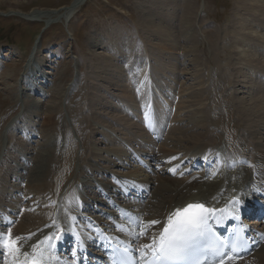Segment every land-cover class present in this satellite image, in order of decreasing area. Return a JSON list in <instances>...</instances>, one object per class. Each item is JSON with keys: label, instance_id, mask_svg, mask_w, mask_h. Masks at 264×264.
<instances>
[{"label": "rangeland", "instance_id": "rangeland-1", "mask_svg": "<svg viewBox=\"0 0 264 264\" xmlns=\"http://www.w3.org/2000/svg\"><path fill=\"white\" fill-rule=\"evenodd\" d=\"M74 1L0 0V193L5 183L8 184L5 187H11L12 191L8 193L9 187H6L7 195L0 200V207L4 211L13 202H18L21 207L17 213L21 212L23 206L33 200L27 203L29 191L41 182L34 180L29 170L36 165L39 158L37 152L46 142L51 143V152L46 156L43 180L50 184L59 175V178L64 179L68 173L64 162L66 155L71 154L74 156L71 167L75 169L69 178L72 192L76 190L80 197L86 199H103L99 197V190L93 188L104 179L114 184V176H109L105 169L123 174L143 171L136 167L137 163L132 160L136 156L125 148L127 144L138 152H148L153 146L158 152L162 145L173 149L171 133L182 120L206 118V124L216 131L218 128L215 123L227 118L223 109L225 106H230L227 111L235 113L234 118H244L243 111L249 108L253 111L251 101L264 93V38L260 40L257 36H251L254 30L264 35V10L260 7L264 0H254V5L248 0H86L70 15L72 19L68 23L65 12ZM187 4L192 5L190 11L193 14L185 21ZM161 10H165L164 14L160 13ZM154 15L162 18V27H166L168 33L162 34V27L157 30L148 24L149 19L157 20ZM153 29L155 32H152ZM243 29H247V33ZM159 35L160 38H157ZM247 37L256 39L251 43L252 40ZM165 43H174L176 49ZM36 48L38 52L34 56ZM190 49L195 52L196 61L188 55L190 53H186ZM247 54H250L249 57H246ZM39 58L44 62L41 68L47 74L42 91L23 90L26 87L24 78L31 69L40 65ZM136 67L139 70L147 67L148 72L141 73ZM143 76H146L143 80L148 84L141 95L136 88L142 85ZM125 86L127 89L129 87L128 92L124 91L127 90ZM32 104H37L34 111L37 109L38 114L28 118ZM146 105L153 109L154 134L148 132L141 118H138L142 114L139 111ZM161 107L165 112L163 121L157 112ZM254 118L253 130L259 133L247 140L252 144L249 148V164L255 162L251 153L255 154L260 147L264 151V120ZM26 121L30 126H27L29 129L25 127L23 133L17 127L24 126ZM234 123L238 134L237 144L239 137L244 140V136L249 133L245 127L238 126L237 121ZM174 133L175 136L179 135L175 130ZM110 135L120 139L121 145L112 143L114 140ZM216 135L218 137L212 135L205 142L215 143L214 150H222L225 155L228 150L232 153L231 148L227 150L228 134L222 131ZM135 140L139 143L142 140L146 143L152 141L153 145L144 146L145 143L142 147ZM18 142L20 147L26 146L24 156L14 155L16 150L13 153L10 150L18 146ZM95 146L103 150L112 149L113 153L117 151L119 155L123 146L125 152L122 153L129 152V155L124 154L122 161L129 162V167L123 169L120 161L109 154L104 155V159L99 158L94 153ZM198 150H193V153ZM9 152L14 158L10 160L8 171L2 165V160L10 157ZM23 166H27L25 170L21 169ZM86 167H91V170L85 171ZM152 168L157 172L154 164ZM89 176L91 179L96 178L98 183L88 179ZM258 179L264 182L263 177ZM88 184L92 186L88 188ZM70 185L60 193L63 200L64 191ZM17 189L24 191L16 192ZM90 190L92 192L89 193ZM150 190L149 187L144 196L149 200L145 202V207L151 203L153 208L154 204L164 207L167 202L159 201L156 194H150ZM21 192L25 193L28 200L24 197L21 199ZM86 212L90 215L91 208L85 211L80 209L78 215L85 216ZM7 216L13 217L11 219L16 217L13 213ZM95 217L101 218L100 215ZM55 219L60 220L59 217ZM65 222L67 226H73L67 217Z\"/></svg>", "mask_w": 264, "mask_h": 264}, {"label": "bare ground", "instance_id": "bare-ground-1", "mask_svg": "<svg viewBox=\"0 0 264 264\" xmlns=\"http://www.w3.org/2000/svg\"><path fill=\"white\" fill-rule=\"evenodd\" d=\"M83 1H86V0H75L71 4V6L68 7V9H66L65 18L67 19L68 23L71 22V19H72V18H70V15L73 14V12L76 10V8ZM244 1H246V0H244ZM248 1L251 2V5H254V2H253L254 0H248ZM260 2H261V0H260ZM191 7H192L191 4H189V5L187 4V6H186V11H187L186 14L187 15L184 16L185 17V21H188V18L190 16V14H193V13H191L192 11H190V10L193 9V7L192 8ZM260 7H261L262 10H264V4L262 6H260ZM244 8L248 9L247 6H245ZM255 9H258V8H255ZM165 10H164V12H165ZM242 10H243V8H242ZM164 12L162 10L160 11V13H163V14H164ZM188 12H190V13H188ZM262 14H264V11H262ZM154 17L157 20L149 19L148 24L152 28L154 27V28H157V30H158V29H160L162 27V23H161V21H162L161 19L162 18L159 17L158 15H154ZM26 18L31 19L29 17H26ZM253 18H255V17H253ZM240 26L238 28H241ZM165 28H164V26L162 27V31H161L162 34L167 32ZM246 30L243 29V31H245V32H246ZM152 32H155V30L153 29ZM258 33H257V31L254 30V31L251 32V36H253V37L257 36L260 40H261V38L263 39L264 35L261 36ZM237 34H238V32H237ZM160 35L157 38H160ZM247 39L252 40L251 43H253V40H255L256 38L254 39V38H248L247 37ZM241 42L244 43V41H242V40H241ZM261 42H263V41H261ZM167 43H165V44H167ZM231 44H232V42H231ZM263 44H264V42H263ZM247 45L248 44H246V46ZM168 46H171V48L176 49V45H174V43H169ZM247 50H245V51H247ZM260 50H263V49H260ZM242 51H244V50H242ZM37 52H38V49L36 48L35 51H33V55L34 56L37 55ZM186 53L187 54L190 53L188 55L189 56L191 55L192 57H194L193 61H196L197 57L195 55H193V53H195L193 51V49H190ZM249 55L250 54H247L246 57H249ZM241 56L243 57L244 55L241 54ZM248 61H249V59H248ZM248 61H246V62H248ZM40 62H41L40 65H36L33 68V70L31 69V71L28 72L29 74L27 73L28 75L26 74V76L24 78V82L26 83V87H23V90L32 91V92H36V93L37 92L41 93L42 84H44V81L47 79V76H46L47 74L41 68L43 66L44 62L42 60ZM251 66H252V64H251ZM31 67H32V64L30 63V67L29 68H31ZM138 67H140V66H138ZM138 67H136V68L141 73L142 72H144V73L148 72L147 71L148 70L147 67H146L147 70L145 68L144 69L142 68L141 70H139ZM159 69H160V67H159ZM164 72H166V70H164ZM117 76H121V75L117 74ZM12 77H13V75H12ZM122 77L123 76H121V78ZM133 78H135V77H133ZM118 82H120V81H118ZM135 82H136V80H135ZM141 82H142V85L140 87H138L139 90H137V91L139 92V94L143 95V89L146 87V85L148 83L145 80H143ZM227 82H230V81H227ZM115 85H116V83H115ZM125 87L127 89V86H125ZM128 89H129V87H128ZM128 89L124 90V91L128 92ZM134 94L136 95L135 91H134ZM137 95H138V93H137ZM22 96H23V94H22ZM28 98H30V97H28ZM193 98L197 99V98L194 97V95H193ZM198 98H199V96H198ZM36 100L41 102L38 99H36ZM36 100H34V101H36ZM197 101H199V100H197ZM220 101H221V99H220ZM39 102H37V103H39ZM251 102H252L251 105H254L253 106L254 110L250 111L249 110L250 108L248 109L246 107L248 110L247 111L246 110L243 111L244 112L243 113L244 114L243 115L244 118H234L235 113H230V112L227 111V107H230V106H225L224 105L225 108H223V109H224L225 114L227 115V118L226 117L221 118L220 120H218L215 123L217 128L220 129L221 131H219L218 129L216 131L215 130L212 131L210 129V127L206 124V118H191V119H194V120H190L189 119L187 121L182 120L181 121L182 123L180 122L179 126H176V127L173 128L175 130V132H178L179 135L175 136L176 133H174V130H172V133H171V135H172L171 142H172V144L174 142V145H173L174 148L173 149H171L169 147H166L167 145H162L159 148L158 152H156V149H155L154 146H153L154 148L153 147L149 148L148 152H146V151L140 152L142 154L141 156L145 157V160L142 159L143 163L139 162V161H138L139 162L138 163L135 157L132 160H135V162L137 163L136 167L138 169H142L143 170L142 172H137V173L130 172L129 174H123V173H119L117 171L109 172V170L107 171L108 168L105 169L106 172H108L109 176H114V184L110 183L107 179H104V180H102L103 182H101V181H98L96 178L91 179L90 176H89L88 179L92 180V182H96V183L99 182L98 183L99 185L95 184V187L93 186L94 187L93 189L99 190V186H105L106 189L116 190L117 189L116 184L119 183V184H122L123 186H125L127 188H133L135 186L136 188H138L140 190H142L141 189V186H142L144 188V190L146 191V193H147L148 192V188L150 187L151 188L150 194H152V193L156 194L159 201H162V202L166 201L167 202L164 207H162L160 204H158V205L154 204V208H153L152 203L151 204L149 203L150 205L148 207L147 206L145 207V203H144V205L139 208L138 211L141 214L140 219H146V224H147L148 227H150L152 229V232L157 231L159 228H161L163 226V224L166 221V219L173 213V212H170V211H172L176 207L184 206V205H186L187 203H190V202L201 201L202 199L215 197L216 195H218L220 193L222 194V196L223 195L225 196L226 194H232L230 197H233V196H235L234 191L236 189L238 190V187H239L240 193H241V191L245 193V194H242V195L244 197H246V198H251V199H254L256 197L262 198V197L259 196V193H263L264 189H263L262 186L259 185V184H261V182L259 181L258 178L263 177L262 180H264V151H262V147H260V150H258V152H256L255 154L251 153V155H253L252 158H255V162L252 161L249 164L248 163V158H249V153H250L249 152V148H250V146L252 144H251V142H248L249 141L248 139H251V137L253 138L254 135L256 136V134L258 132V131L253 130V128L255 127L254 126L255 125L254 116L258 117V119H263L264 120V93L262 92L259 96H256ZM36 105L32 104L30 106L31 114L28 115V118H32V116H35V115L38 114L37 113L38 112L37 109L34 111V109L37 107ZM146 106L142 107L141 111H139V113L142 112L144 109H145L144 110V112H145L147 110ZM160 106L163 107V105H161V103H160ZM162 107H161L160 110L159 109L157 110V112L159 113V116L161 117V118H159L161 121H163V118H164V115H165V112L162 110ZM151 111H152V114H153V109H151L148 115L151 114ZM159 111H161L162 113H160ZM30 112H28V113H30ZM140 114H139L138 118H141V121H142V114L141 115ZM231 114H233V116ZM152 116L154 117V115H152ZM235 120L238 122V126L245 127V130H248L247 132L249 133L248 136H246V135L244 136V137H246V139H244V140H242V137H239L240 139L238 140L239 142L237 144L235 143V141L237 139V135H238L236 133V131H235V128H236V125L234 123V122H236ZM27 126L29 127L30 123L26 121L24 126H18L17 128H18V130L23 132V131L26 130L25 127L28 128ZM96 126H98V125L96 124ZM222 131L224 133L226 132L228 134L227 143L229 144V147L227 148V150L231 148V150L233 152L231 153V151L229 152V150H228V151H226V155L224 154L223 156L222 155L220 156L222 161H221V166L219 167L218 170L215 169L212 172H210V174H206V175L203 173L199 179H196V178L195 179H191V177L190 178L187 177V178H184V179H174L172 177V174L177 169H179L181 167L182 160H183V159H181V157L184 156V154L187 153V155H191L192 157H198V158L201 157V156H204L206 153H209V155L212 154V152H213L212 150L214 149L215 143L212 141L214 144H210V142L207 143V142H205V140L208 139V138H211L212 135L215 136V137H218L216 134L217 133L220 134V132H222ZM245 134H247V133H245ZM124 135H126V134L124 133ZM157 137H159V136H157ZM108 138H109V136H108ZM110 138L115 141V142L113 141L112 143H115V144L118 143V145H121L120 139H118L116 137L113 138L112 135H110ZM262 139H263V137H262ZM135 141H136V143H139V141L138 142H137V140H135ZM146 142L147 141H143L142 140L140 142L141 144L139 143V145H141L142 147H144V146L150 147V146L153 145L152 141H150V143L149 142L146 143ZM49 143L50 142H46L43 145V148L38 150L37 153L39 154V158H37V163H36V165L34 167H31L30 170H29V173L33 174L34 180H36L37 182H41V183H39L38 186H33V187L29 186V187H31V189L29 191V194H28L29 200L25 198V195H24L25 193L21 192L22 193L21 199H23V197H24V199L28 200L27 203H29L30 199H33V200L29 204H26V206L24 205L25 207L23 206L22 211L18 212V213H17V210H19L20 207H21V205H19L18 202H16V203L13 202L12 206H7L5 211H4V209H2L0 207V232L2 231L3 233H6L7 230L9 228H11L12 230H10V232H11L12 237L13 238H17V237L20 238L17 241V247H18L19 250L16 251V252H10V259H11V263L10 264H21V262H23L25 260L27 252H29L30 250L35 248V246L38 245L40 240L42 238H45L46 234H48L50 232H53V231H58L59 233H61L62 231H65L68 228H70V226H67L66 222H65V218L67 216L72 217V215H73L74 218H76V217L77 218H82V217H85V216L80 215V217H78L79 216L78 212L80 211V209H82L84 211L85 210H89L90 207H95V205H97L99 203L101 205H105V206L108 205V202L103 200V199H99V198L86 199V198L80 197L78 195L75 196V194L73 195V192H72V188L73 187H71L72 185H70V183H69V178L71 176V173H75V169H72V167H71V161H72V164H73V159H74V156L71 155V154H67L66 155V159H65V162H64V165H65L64 168L65 169L68 168V170H66V171L69 173L68 174V173H66L64 171L66 173V175H65L66 177L64 176L65 177L64 179L59 178V177H61L59 175L58 178H56L55 180H51L52 183H50V184H48L46 181L43 180L44 163L46 161L47 154H49V152H51V150H50L51 143H50V145H49ZM145 143H146V145H144ZM217 144L221 145V143H217ZM25 147L26 146H21L20 147V143H19L18 146L15 145L10 150L12 151V153L15 152V150H16L14 155L21 156V155L24 154V152H27V149ZM122 148H123V146H122ZM122 148H121V153L125 152V149L123 150ZM197 149H199V150L197 152L193 153V150H197ZM93 150H94V153L99 155L98 157L101 158V159H104V155H108V154L110 155V157H115L116 160L120 161L121 165L120 164L119 165L123 169H127L129 167L128 165H130L129 162L127 163L124 160L122 161V157H124L125 155H129V152L126 153V154L122 153V155L120 153V155H119L118 153H116L117 151H114L115 153H113L112 149H107V150L104 149L103 150V149L98 148L97 146H95ZM118 151H120V150H118ZM126 152H127V150H126ZM8 154H10V152ZM14 155L10 154V157L8 159L4 158L2 160V165L5 166V168H7L8 171L10 170L9 167H11L10 166V160H11V158L12 159L14 158ZM7 156H9V155H7ZM23 160H24V158H23ZM105 160H107V159H105ZM154 160H159V162H161V166L163 167V169H161V171H163L162 174L161 173L158 174L157 172H155V169L152 168ZM113 164L116 165L114 162H113ZM253 164H255L256 167L249 166V165H253ZM20 165L21 164H18V167ZM116 166H118V165H116ZM26 167L23 166L21 169L25 170ZM136 167H135V169H136ZM90 168L91 167H86L85 171L89 170ZM7 170H6V173H7ZM255 171H257V175L256 176L254 174ZM98 172L101 175L105 176L104 174L101 173V171L98 170ZM163 173H169V175L168 176L167 175H163ZM211 178H213V180L209 181ZM65 180H67L66 183H65ZM253 180H255L254 182L257 183V184H254V183L252 184ZM157 183H159V186H157ZM3 184H4V182H2V185ZM144 184H147V185L144 186ZM5 185H8V184L5 183L3 185L2 189H4V190L1 191V193H0V200H3L4 196L7 195V188L9 186L8 187L6 186L7 187L6 188ZM67 185L68 186L70 185V187L66 188V190L64 191L65 199H64V204H63V207H62L63 210H61L60 206H59V203L56 202V201H59L58 198L60 197V193L65 187H67ZM91 186L92 185L88 184V188L91 187ZM255 186H256V188H255ZM251 187H253V190L251 189ZM21 190L24 191V189H21ZM21 190L17 189L16 192H20ZM11 192H12L11 191V187H9L8 193H11ZM90 192H92V190H90L89 193ZM72 199H74V202H71ZM96 200H98V201H96ZM117 200L118 199L116 198V201ZM131 203H133V202H131ZM247 203L249 205V202H247ZM114 205H115L116 209L120 208V204L118 202L114 201ZM128 206L126 205L124 207H128ZM251 206H253V205H251ZM66 207H68L71 210L76 211V214L68 212V215H67V212H66L65 215H64L63 211L66 209ZM160 207H162V209H160ZM150 209H152L154 211L150 212L149 211ZM9 213L15 214L16 217L14 219H11L13 217L7 216V215H9ZM112 213L113 212H110V213H107V214L110 215ZM56 217H59L60 220L59 221L56 220L55 219ZM3 218H5V219H3ZM96 219H100V221H103L101 218H98V217ZM116 219H118L117 215L111 216V218H110V220L108 222L109 225H110V223L112 221H114ZM153 220L159 221V223L155 224V225H149V222L153 221ZM246 223L251 225V230L254 233V235H256V236L260 235V237L258 239H260L261 237H264V223H263V221L259 222V221L253 220L252 222L246 221ZM1 224L2 225H8L9 228L3 231L2 227H1ZM16 224H17V226H15ZM67 231H70V230L68 229ZM263 241L264 240H262L261 247H260L259 250L254 251V254L251 257H249L248 260L243 261L242 263H239V264H264V243H263ZM0 253H1V251H0ZM0 257H1V255H0Z\"/></svg>", "mask_w": 264, "mask_h": 264}, {"label": "snow or ice", "instance_id": "snow-or-ice-1", "mask_svg": "<svg viewBox=\"0 0 264 264\" xmlns=\"http://www.w3.org/2000/svg\"><path fill=\"white\" fill-rule=\"evenodd\" d=\"M215 211L202 204H190L175 210L167 218L159 236L153 237L151 243L136 250L143 264H189V262L200 264L199 260H193V258L199 250L201 238L210 231L207 223L208 216ZM158 223L159 221L153 220L149 222V225ZM144 234V232L139 233V235ZM19 239V237L13 238L10 231L0 234V248L16 252L19 250L17 247ZM46 239H51V237ZM232 247L236 250L235 244ZM207 250L221 257L225 255L222 244L210 245ZM125 251L127 252V249ZM149 252H151V259H148ZM39 255L42 257L43 253ZM227 259H232V257H227ZM32 264H41L40 258L34 259ZM219 264H225V259L222 258Z\"/></svg>", "mask_w": 264, "mask_h": 264}]
</instances>
